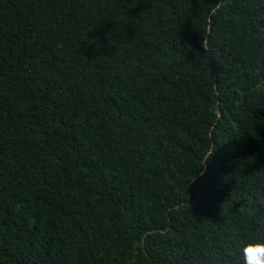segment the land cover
Instances as JSON below:
<instances>
[{
  "label": "trees",
  "instance_id": "16d2710c",
  "mask_svg": "<svg viewBox=\"0 0 264 264\" xmlns=\"http://www.w3.org/2000/svg\"><path fill=\"white\" fill-rule=\"evenodd\" d=\"M256 237L264 0H0V264H243Z\"/></svg>",
  "mask_w": 264,
  "mask_h": 264
},
{
  "label": "clouds",
  "instance_id": "9594fccd",
  "mask_svg": "<svg viewBox=\"0 0 264 264\" xmlns=\"http://www.w3.org/2000/svg\"><path fill=\"white\" fill-rule=\"evenodd\" d=\"M212 152L205 159H210ZM243 264H264V238L250 239L241 249Z\"/></svg>",
  "mask_w": 264,
  "mask_h": 264
}]
</instances>
